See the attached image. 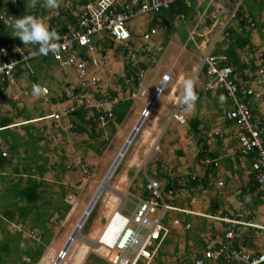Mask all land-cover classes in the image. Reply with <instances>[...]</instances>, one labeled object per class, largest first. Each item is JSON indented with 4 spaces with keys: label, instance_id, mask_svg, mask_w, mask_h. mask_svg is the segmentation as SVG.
<instances>
[{
    "label": "rangeland",
    "instance_id": "1",
    "mask_svg": "<svg viewBox=\"0 0 264 264\" xmlns=\"http://www.w3.org/2000/svg\"><path fill=\"white\" fill-rule=\"evenodd\" d=\"M62 1L64 0H60V3ZM217 1L219 0H210L208 3L210 7L209 12L207 5H204L205 10L198 12L196 9L191 17L184 22L180 24L174 23V29L169 36L165 34V29L156 27V38L152 42L154 43L153 47L156 53L157 51L161 53L159 55L157 53L158 59L151 60V63L142 59L149 66L143 80L142 90H144L145 94L143 96L139 95L134 100L131 111L128 113L123 124L117 126L116 134L113 136L109 146L104 149L102 155L87 148L88 142H93L98 146L96 141H90L87 135H79L71 130L72 122L69 115L64 116L60 122L41 119L59 113L62 108L65 109L67 103H62L58 99L62 97L63 90H68L69 85L77 83V75L75 73H65V69L63 70L58 64L57 66L41 65L38 66L39 68L33 67V74L25 71L21 74L20 78L15 79L9 85L3 96L0 97V118H12L14 122L11 125L12 129L19 133L21 141L25 142L24 147L20 149V153L13 161L20 171L25 160H29L27 158L35 159L38 156H43V159L47 160V168H49V171L44 176L50 184L46 198L50 197L52 201L58 198L60 191V182L62 180L59 181L58 179L60 173L59 164L61 162L66 166L67 172L71 173L72 177H74L69 182L72 183V185H69L72 192H67L65 202L75 207V213H73L69 222L66 221L65 226H63V223L68 215L60 221L58 214H53L47 226L54 232V237L51 245H48L45 249L44 255H46V261L44 264H50L51 260L57 256L56 253L59 254L66 245L85 208L120 152V146L122 147L139 118L144 115L143 110L146 109L155 89H157V86L161 82V75L164 73H167L165 77L168 81L164 84L161 94L157 93L158 97H156V101L150 104L152 105L150 108H147L149 112L146 114L144 120H142L141 127H139L138 132H136L131 144L121 158L119 165L108 181L107 187L102 188L100 196L78 231V236L74 237L75 240L69 247L66 257L61 264H76L75 255L81 247L88 249L83 259L84 262L88 254H95L101 257L99 255L101 252H97V248L89 246L86 240L96 243L98 233H100L106 225L107 220L119 209L125 199L126 203L121 210V214L128 218L132 216L144 192L145 181L147 183L148 179L158 180L164 198L176 205V207L186 210L191 209L205 214L209 212V208L214 203L213 201L216 200L220 205L219 211H226L232 217L241 212L243 213L242 218H246L247 213L251 211L254 213L251 219L252 223L264 225V205L250 210L245 204H242L239 199L240 188L246 185L248 181L246 179L241 181L239 174H228V168L225 166V160L228 159V154L231 155L233 153V149L230 145L231 142L228 147V139L231 137L225 135L228 124L223 119L224 101L221 102L219 98L212 94L208 96L204 90L207 77L201 71L203 54L212 52L217 42L223 39L222 36L231 15V12H228V8L222 9V12H219V14L215 12L216 5L214 2ZM224 2L230 3L232 0H220L218 4L224 6ZM43 3L44 0H37L33 11L39 15L36 17L38 22L47 28L51 16L55 15L57 9L49 10L42 6ZM231 4L233 5V3ZM243 7L245 12L253 9L258 14L259 19L254 20L257 26L251 29L256 50L254 52L245 50V53L241 57L246 60L253 58L255 64L258 66V71L263 72L264 36L261 38L258 33V23L259 27L264 26V0H247V4H244ZM42 11L48 12V14L42 16L40 15ZM214 15L217 18L215 17L214 19L212 17ZM208 20L213 22L209 24ZM215 20L218 21L216 27H214ZM11 21L6 20V24H9ZM233 25L237 28L239 23L234 22ZM130 26L137 33L135 43L139 44L141 33L149 28V25L147 26V17L136 18L130 23ZM16 41L20 49L26 50L31 45L23 44L20 39ZM165 42L167 43L166 47L163 44ZM135 58L137 59L138 57L136 56ZM137 61H140L139 58ZM125 62V58H115V60H111L109 69L102 73L101 84L99 85L104 93H108L110 89L121 92L118 78L123 75L122 66L124 69ZM149 63L154 65V67L149 65ZM32 66L28 69L32 70ZM34 78H37L41 86H45L49 92L39 99L32 97ZM187 81L192 82V91L194 89L201 90L202 96L194 101L191 109L188 108L187 103L185 104L187 111L185 115L182 114L183 120L181 122L176 119L175 115H178L176 111L179 108L178 104L180 100H184L185 102V82ZM259 90L261 88L258 86L257 92L261 94L260 100L264 102V95ZM173 93L176 94L175 98L172 97ZM126 95H128V92ZM219 95L221 96V94ZM53 99L58 100V104L52 102ZM222 99L225 100L224 98ZM105 108H108V106ZM20 112L29 114L30 118H32L33 123L31 122V125L37 130L36 136L42 137L41 141L27 142L28 137L22 126L27 125L29 122L25 121L24 115H19ZM213 114L218 117L216 122L218 120L223 121L220 124L217 123V125L212 122L200 121L199 129L203 131V136L208 139L212 150L217 149L219 141L221 143L224 142L223 148H220L219 169L215 176L210 175L208 188H204L202 185L196 188L188 187L190 178L196 177L198 180H201L206 173L205 167L196 162L198 147L190 121L195 118L209 120V118H205L213 116ZM103 127H105L103 128V136L105 138L109 135V129L106 125ZM217 132L224 133V138H217L215 136ZM235 141L233 136V144ZM4 148L6 147L4 146ZM157 162L160 163L161 171L169 173L172 179L175 178L177 185L180 187L173 195L163 191L166 180L155 177L158 173ZM68 166L70 167L68 168ZM5 173L9 177L11 176L10 169ZM13 176L14 180L19 179L18 175ZM220 182L222 185H220ZM74 187L77 189L74 190ZM112 199H115V203ZM12 202L13 199L10 196L2 198L1 208H5ZM46 208L51 209V206H46ZM169 214L171 218H169L168 224L171 229L170 238L172 241L164 248L165 255L162 258L167 264H174L178 261V258L188 259L190 255L187 253V247L185 248L186 231L184 229L185 224L181 220L184 218L183 215L177 212H169ZM192 216L194 217L190 221L191 228L189 229L190 240L187 241L188 246H196L193 238L197 232L203 233L204 239L208 242L213 241L214 239L209 234V227L213 224L219 231L221 229L220 223L222 222L214 219L205 220L203 217H195V215ZM176 217H181V225L170 222V219L172 221ZM130 227L135 229V225L133 224ZM242 229L241 227L239 230ZM29 230H32L30 223L21 226L16 223L3 221L0 225V240L3 239L4 232L15 234L17 231H21L23 238L32 243L33 240L27 235ZM249 230L253 233L255 242L260 246L264 245V230L254 228ZM35 231L39 237L38 229H35ZM50 248H53L55 252H50ZM175 249H178V251L175 252ZM195 250L197 252L199 250L198 247ZM44 255L40 262L43 261ZM83 261L81 264H83Z\"/></svg>",
    "mask_w": 264,
    "mask_h": 264
},
{
    "label": "trees",
    "instance_id": "2",
    "mask_svg": "<svg viewBox=\"0 0 264 264\" xmlns=\"http://www.w3.org/2000/svg\"><path fill=\"white\" fill-rule=\"evenodd\" d=\"M236 1L237 0H233L232 3H235ZM29 3L30 0H18V2L17 0H0V46L5 44L6 42H10L12 45H16V40L19 38L15 37L13 25L17 18H21L22 16L27 15L34 16L35 18L39 16L37 12L33 11V8L27 7ZM65 4L66 3L64 1L60 3L57 12L55 13V15L51 16L47 26V29L49 31H53L54 29H56L60 35L66 33L68 27L67 22H73L76 19V16H69L70 12L69 9L66 8ZM77 5V3H74L75 8L77 7ZM194 11V7L187 6L186 3L183 1H177L170 8L159 11L154 16V19L152 20L149 27L151 30L156 31L155 35L157 33L156 27H160L162 29H165V34L169 36L174 29V23L177 24V22L174 21L175 15L177 13H181L184 16V20H186L191 17ZM253 11L249 12V16L252 15V17L255 16L256 18V12ZM47 14L48 12L44 11L40 13V15L42 16H45ZM244 15L245 12L243 11V7L241 5L238 10L234 13L233 18L228 21L227 26L224 30V35L222 36L223 39L220 42H217L215 48L212 50L211 53L212 56L225 58V60L220 61V66L227 65L231 68L230 80H232L233 84H235L237 89H239V91L235 94V98H238L239 100H243L242 96H244L241 89L242 86H244L243 82L249 83L252 86L253 83H256L257 86L264 89V79H261L264 76H261L260 78L257 76L258 66L255 64L254 59L251 58L245 61L241 57L245 53V50H251V52H254V50H256L252 39V30L247 29L248 18ZM68 17L69 20H67ZM12 19L13 21H11ZM6 20H10L11 22L9 24H6ZM159 20L161 22H159ZM234 22L239 23V26L237 28L234 27ZM208 23L210 24L211 22L208 20ZM262 28H264V26H262ZM155 38L156 36H154L151 41L147 43V46L151 48L143 47V49H140L139 46H137L133 42V38L130 39V46L134 48L131 50L130 56L127 52H124V58L126 59V62L123 69V75L118 78V82L121 86V92H119L118 90L110 89L108 93H104L100 89V81L98 85H96L94 88H87V90L84 92V95L85 97H87L88 102L82 101L83 104L80 105L76 112L69 114L72 122L71 130L79 135H87L90 141H96L98 146H96L93 142H88L87 148L97 152V154L99 155H102L104 149L109 146L111 140L113 139V136L117 132V126H121L123 124L128 113L131 111L134 104V100L131 98V93L134 91V88L140 87L141 81L144 80L146 72L149 68L147 62L145 61L137 62L136 64H134L131 62V59L128 58H135V56H137L138 58L142 57L148 62L153 59H158L157 53L159 55V53L161 52L157 51L156 53L155 48L153 47L154 43L152 42V40L154 41ZM166 42L163 43L165 47L167 46ZM38 48L39 45L31 44L28 49V52L38 51ZM72 52H75L77 56L80 52L81 59L91 62L92 56L87 53V49L85 47H75L74 51L63 54L62 58L71 56ZM101 54L102 56H106L107 50H103ZM38 59H40L39 62H46L47 64L57 63L60 66L61 63L56 59L54 55L47 54L42 55L40 58L32 60L31 64L33 65L35 61H38ZM110 63L111 60L108 59L106 66L102 69V71L100 70L98 72V75L100 77H102V73L106 71L107 68H109ZM150 63L149 65L154 67V65ZM33 67L39 68L37 67V64H34L32 66V70L30 71L32 74ZM26 70L28 71L29 69L19 67L15 74L16 79L22 74V72ZM68 70L72 69L68 68ZM139 72H145V74H143V78L137 76ZM75 75L77 74L75 73ZM32 77H34V75H32ZM33 81L34 84L41 85V83L37 81V78H34ZM127 81H129V83ZM8 85L9 84H6L2 88H0V97L3 96L4 92L8 88ZM80 87V79L77 75V83L75 85H69V90H67L68 92L66 90H63L62 97L58 100L62 103H66L73 100L74 104H76L77 101L73 99V97L76 94H80ZM141 88L143 89V82ZM127 92L128 95H126ZM193 93L196 96V100L197 95H202L200 92L198 93L195 89L193 90ZM245 95L250 96L248 94ZM230 99L232 98L230 97ZM58 100L53 99L52 102L58 104ZM244 103L251 107V104L249 103V97L244 98ZM106 106H109L112 117L110 118V120L107 119L106 126H108L109 135L108 137L104 138L103 128L105 127L100 126L99 119L100 117H105V114H108L105 108ZM251 111L253 113L252 109ZM19 115H24L25 121L32 120L29 114H26L24 112H20ZM199 122L200 121L198 120V118H195L194 120L190 121L191 129L193 131L194 136L196 137V143L198 147L196 162L205 167L206 173L204 175V178L201 180H198L196 177L190 178L187 186L196 188L202 185L204 188H208L209 177H211L210 175L215 176L219 169V159L221 152L220 148L222 147V143L221 141H219L217 149L212 150L210 148L208 139L203 136V131L199 129ZM228 123L233 124L230 120H228ZM13 124V119L10 117L0 118V225L3 221L16 223L17 225L21 226L30 223V227L32 228L31 231L35 232V229H38L39 237L37 236V239L31 238L33 241L32 243H30L23 238V233L21 231H17L15 234L4 232V237L2 240H0V264H38L41 258L43 257L46 247L50 244L54 236V232L52 231V229L47 226L51 217L53 216V214L57 213L58 219L61 221L65 219V217L71 210V205L65 202V198L70 187L61 184L59 188L60 191L58 194V198L53 201L50 199V197L46 198V193L50 189V184L45 181L44 176L49 171V168H47L48 162L45 158L43 159V156H38L35 159L27 158L29 160H25V163L22 166V170L20 171L18 166L15 165L13 161L19 154L20 149L24 147L25 142L23 143L21 141V136L19 135V133L15 132L14 129H12L11 125ZM22 128L27 134V142L42 140L41 136H36L37 130L30 123L25 126H22ZM216 136L217 138H220V134H217ZM222 137L224 138V134ZM4 146L6 148H4ZM3 153H5L8 157H3ZM239 156L243 157L240 152ZM236 157L237 160H239L238 156ZM206 159H210L211 162L209 164H203ZM245 159H247L248 161L247 164L249 171L251 170L250 173L248 172L250 179L248 180L246 185L241 186L239 199L242 204H245L250 210H252L256 206L264 203V195L262 192L259 191V185L254 180L255 171L252 167L254 163V157L249 155ZM228 162H230L231 165L228 164ZM157 164L158 173L155 177L157 179L166 180V185L163 191L167 194H173L177 189L180 188L177 185L176 179H172L169 173L162 172L160 169V163L157 162ZM232 164V160H225L226 168L230 169L233 174H236L238 169L236 170ZM59 167L60 174L58 180L61 181L60 176L65 175L67 173V169L62 162L59 164ZM8 169L11 170L10 177L8 176V174L5 173ZM240 171L239 175H242V171ZM13 175H18L19 179L14 180ZM240 179L242 181L245 178L244 176H242V178ZM255 192L256 195L251 201L253 203L249 204L246 201L245 197L250 196ZM149 194L150 193L146 188L145 181V189L142 195L143 197L148 198ZM6 196H10L13 199V202L2 209L1 199ZM166 202L176 207V205L170 203L169 200H166ZM213 202L214 203H212L210 211L214 214L218 212L220 205L217 203L216 200H214ZM49 205L51 206V210L46 208V206ZM222 213L225 214L226 217H230L228 216V212L225 211ZM181 215H183L184 217L181 220L185 225L190 223L192 219L191 215ZM251 217H253V214L248 215V220L245 221H249ZM180 218L181 217H178L177 219H179L180 221ZM231 218L241 220V218L239 217ZM224 226L225 230L221 233L222 238H224L223 241H225L226 233L229 231V229L232 228L230 224H224ZM239 229H241V226H238L235 229L234 239L232 241L228 240V242H231L232 245L236 248L241 249L243 246L246 247V245L249 244L250 240L251 242H253V240L251 239V237L240 235L239 233L241 230ZM211 231L212 238H215V226L213 224H211ZM189 235L190 230H186L185 248L187 247V253L188 255H190V258H178V261L174 264H191L194 258H199L201 256V249L206 248V243H204L203 239L199 236H194L193 238L196 246H188L187 241L190 240ZM241 238L244 239L242 243L239 242ZM171 241L172 239L170 237L165 240L158 253L159 259H161L165 255L164 248L169 245ZM196 247L200 249L197 252V249L195 250ZM177 251L178 249H175V252ZM25 257L29 258L31 262H25L23 260ZM90 262L91 264H109L101 257L96 256L95 254H89L84 264H89ZM159 264L167 263L159 260Z\"/></svg>",
    "mask_w": 264,
    "mask_h": 264
},
{
    "label": "built area",
    "instance_id": "3",
    "mask_svg": "<svg viewBox=\"0 0 264 264\" xmlns=\"http://www.w3.org/2000/svg\"><path fill=\"white\" fill-rule=\"evenodd\" d=\"M177 1L187 3L189 0H71L66 8L69 9V16H76V19L73 22H67V31L62 35L56 29L53 30L59 37L58 40L54 41L58 45V51L48 53L54 55L61 62L62 68L72 69L80 79L81 92L73 97L77 102L76 104L73 100L67 102L63 113L67 115L76 112L83 104L82 101L88 102L84 92L87 88L95 87L99 82L98 72L108 62L104 56L99 54V48H102V44L105 42L103 34L107 33L114 42V50L119 48L117 51L120 54L129 48L127 45L131 39L127 29L129 18L148 15L162 8L168 9ZM74 3L78 4L76 8ZM180 18L182 16H177V19ZM99 34L100 40H98ZM75 47H85L87 53L92 56L91 62L81 59L80 52L78 56L72 52L71 56L62 58L63 54L74 51ZM28 49H20L18 45H12L10 42L0 46V88L15 81V74L19 67L30 68L31 61L42 56L34 54L38 51L28 52ZM129 50L131 49L129 48ZM221 60H225V58L215 57L211 53H207L203 58L206 73L213 83L219 88H224L229 98L231 97L233 100V108L227 110L225 115L227 120L234 122L238 128L237 138L241 154L244 157L251 155L255 158L252 165L255 171L254 180L259 185V191L264 195V120L256 119L246 104L235 98L239 89L230 80L231 68L227 65H219ZM262 74L261 71L258 76ZM137 75L142 77V74ZM243 83L244 86L241 88L243 95H253V86L246 82ZM208 87H212V84L210 83ZM184 111L185 107L181 105L176 111L178 115L176 114L175 117L181 122ZM108 116L111 117V114L109 113ZM52 117L55 120L60 119L59 114ZM101 120L104 122L105 118L101 117ZM3 156L6 157V154L3 153ZM204 163H210V159H206ZM146 188L150 193L149 197L139 200L131 217L121 215L118 209L110 216L107 224L100 232L98 238L100 255L107 263L156 264L158 253L170 235V229L164 223L168 213L176 211L189 215H200L194 211L175 208L167 204L158 180L148 179ZM201 216L204 215L201 214ZM205 217L231 224L232 228L226 233L225 241L209 243L201 252V257L194 258L191 264H264V251L261 253L249 252L236 248L231 242H228V240L234 239L237 225L258 226L248 222L236 221L226 216L219 217L216 214ZM114 222L122 227V231L114 241L108 242L105 238L110 237L108 230ZM131 224L135 225V229L130 227ZM174 224L181 225V222L179 219H175ZM190 228V223L184 225L185 230ZM27 235L32 239H37L33 231H28ZM65 257L66 252L62 250L51 260L50 264H61ZM23 260L27 263L31 262L26 257Z\"/></svg>",
    "mask_w": 264,
    "mask_h": 264
},
{
    "label": "clouds",
    "instance_id": "4",
    "mask_svg": "<svg viewBox=\"0 0 264 264\" xmlns=\"http://www.w3.org/2000/svg\"><path fill=\"white\" fill-rule=\"evenodd\" d=\"M233 1V0H232ZM64 2L66 3L65 5H67L68 3H70L71 2V0H64ZM36 3H37V0H30V3L27 5V7H29V8H34L35 6H36ZM232 3V2H231ZM240 3H242V0H237L236 2H235V4L233 3V5L232 4H230L231 6H232V8H231V10H230V12H231V15H230V17H229V19L228 20H231L232 18H233V16H234V13L238 10V8L243 4H247V0H243V3L242 4H240ZM243 5H242V7H243ZM43 7H45V8H47V9H49V10H56V9H58L59 8V6H60V0H44V3H43V5H42ZM227 6H228V3H227ZM164 8H162V9H160L159 11H161V10H163ZM159 11H156V12H154V13H151V14H148V15H145V16H143V15H138V16H136V17H133V18H129L128 20H127V29H128V31H129V33H130V35H131V38H133V42L135 43V41H136V38H135V36L137 35V33L136 32H134V29L130 26V23L132 22V21H134L136 18H138V17H147V26L149 25L150 26V24H151V22H152V20L154 19V16L159 12ZM243 11L245 12V10H244V7H243ZM250 11H253V10H250ZM249 11V12H250ZM249 12H245V15L244 16H246L247 18H248V23H247V29H252L253 27H255L256 26V23H255V19H253V17L252 16H249L250 15V13ZM254 12V11H253ZM257 14V13H256ZM182 16V18H180V19H177V16ZM174 21L175 22H177V24H180V23H182V22H184L185 20H184V16L181 14V13H177L176 15H175V18H174ZM159 22H161L160 20H159ZM217 23H218V21H216V23H214L215 25H214V27L217 25ZM239 26V25H238ZM13 27H14V34H15V37H18L21 41H22V43L23 44H35V45H39V48H38V52L37 53H34V54H39V55H47L49 52H53V53H56L57 51H58V45L54 42V41H56V40H58V35H57V33L55 32V31H49L43 24H41L40 22H38V20L34 17V16H31V15H27V16H22L21 18H17L16 20H15V22H14V25H13ZM155 30H151L150 29V27L145 31V32H143V33H141V35H140V38L139 39H141L140 40V42H139V44H136L137 46H139V48L140 49H143V47H149V46H147V43L148 42H150L151 41V39L154 37V36H156L155 35ZM146 36H147V38H146ZM100 38V34H99V36H98V40H100L99 39ZM103 38L105 39V42L102 44L103 45V47L101 48H99V54H100V56H102V51L103 50H107V55L106 56H104V57H106V59L108 60H115V58H124V52H127L128 53V55L130 56V53H131V50L134 48V47H132V46H130V40L127 42V45L129 46V48L131 49V50H129V48H127V50L125 51H123V52H121L120 54L118 53V51L117 50H119V48L118 49H116V50H114V42L111 40V38L107 35V33L106 34H103ZM17 45V44H16ZM136 46V47H137ZM149 48H151V47H149ZM130 51V52H129ZM111 53V54H110ZM210 53H212V52H210ZM207 54V52L205 53V54H203V58H204V56ZM136 57V56H135ZM128 59H131V62L132 63H134V64H136L137 62H143L144 60H142L143 58L142 57H139V60L140 61H137V59L136 58H128ZM32 65V64H31ZM61 67V66H60ZM62 68V67H61ZM25 69H28V68H25ZM63 69H65V70H68V69H66V68H63ZM109 68H107L106 70H108ZM262 69L264 70V68L262 67ZM27 71V70H26ZM29 72L31 71L30 69L28 70ZM73 71V70H72ZM102 71V70H101ZM122 71H123V67H122ZM201 71L203 72V74H204V76L205 77H207V80H206V83H205V85H204V90H205V92H206V94L209 96V95H211V94H214V93H218V94H221L222 96H223V98L225 99L226 98V96H227V98H228V101L230 102V103H228V109L227 108H223V119L228 123V120H227V118H226V115H225V113H226V111L227 110H230V109H232L233 108V106H232V104H233V100L232 99H230L229 98V96L227 95V92L225 91V89L224 88H219V87H217L214 83H213V81H212V79L211 78H209L208 77V75H207V73H206V68H205V65H204V62H203V65H202V69H201ZM31 73V72H30ZM73 73H74V71H73ZM258 73H259V71L257 72V76H258ZM263 73H264V71H263ZM138 74H142V77L141 78H143V74H145V72L144 73H142V72H139ZM166 74L167 73H164L162 76H161V82L159 83V85L157 86V89H155V92H154V94H157V93H160L161 94V92H162V88H163V86H164V84L168 81V79H166ZM171 74V73H170ZM138 76V75H137ZM261 76H264L263 74L261 75ZM261 76H258L259 78L261 77ZM139 77V76H138ZM261 79H264V77L263 78H261ZM101 81V77L99 76V82ZM98 82V83H99ZM142 82L143 81H141V85H140V87H137V88H134V91L131 93V98L133 99V100H135L136 98H138V96L139 95H141V96H143L145 93H144V90H142ZM259 82H261V81H259ZM98 83H97V85H98ZM129 83V82H128ZM212 84V87H208V85L209 84ZM10 85V84H9ZM9 85H8V87H9ZM45 86H41V85H39V84H33V86H32V97L34 98V99H39L41 96H43V95H46V94H48L47 93V89L46 88H44ZM185 87H186V96H185V102H184V100H180V102H179V106L181 105V106H183V107H185V104L187 103V105H188V108L189 109H191L192 108V105H193V103H194V101L196 100V96H195V94L193 93V91H192V82L191 81H187V82H185ZM90 88H94V87H90ZM89 89V88H88ZM253 89H254V94L253 95H250V96H242V98H243V100H239V101H243V103H244V98H246V97H249V99H253V98H257V99H260L262 96H261V94L260 93H258L257 92V90H258V86L256 85V83H253ZM69 90V89H68ZM197 90V89H196ZM67 91V90H66ZM201 90H197V92L199 93ZM219 91V92H218ZM208 92H209V94H208ZM213 92V93H212ZM201 94H202V92H200ZM130 94V93H129ZM153 94V95H154ZM263 95H264V89H263V93H262ZM202 96V95H201ZM201 96H198L197 95V100H198V98H200ZM153 97V96H152ZM158 97V96H157ZM155 100L153 99L152 100V98H151V100L148 102V104H147V106H146V109L145 110H143L144 112V115L142 116L143 117V120H144V118H145V116H146V114L149 112V110H147V108L150 106V104L152 103V102H155L156 101V95H155ZM184 102V103H183ZM67 103V102H66ZM244 104H246V103H244ZM246 106L251 110L252 108L251 107H249L247 104H246ZM106 111H107V113L108 114H105L106 116L104 117L105 118V120H104V122L101 120V117H100V119H99V121H100V125H101V127H103V126H105L106 125V123H107V119H109L110 120V118L112 117V114L110 113V108H109V106H108V108H106ZM186 111H187V109H186V107H185V111L184 112H182V114L183 115H185L186 114ZM64 108H62V110L59 112V113H55V114H59L60 115V119L59 120H55L54 119V117H52L53 115H55V114H52L51 116H48V117H45V118H41L42 120H52V121H55V122H60L62 119H63V117L64 116H68L69 114H67V115H65L64 113ZM252 112V111H251ZM109 113L111 114V117H109L108 115H109ZM253 115H254V113H252ZM254 117H255V115H254ZM256 118V117H255ZM256 119H262V120H264V117H262V118H256ZM35 121V120H34ZM37 121H39V120H37ZM30 124H31V122H32V120L31 121H28ZM28 123V124H29ZM33 123V122H32ZM233 123V125L235 126V128L236 129H238L237 128V126L235 125V123L234 122H232ZM137 124V123H136ZM136 126V125H135ZM134 126V127H135ZM133 127V128H134ZM133 130V129H132ZM132 132V131H131ZM217 134H220V137L221 138H223L222 136H223V134L224 133H222V132H217L216 134H215V136L217 135ZM130 135V134H129ZM237 135H238V130L236 131V140H237V144H238V138H237ZM129 137V136H128ZM128 139V138H127ZM127 139L124 141V143L127 141ZM124 143H123V145H124ZM122 145V146H123ZM122 147H120V149H121ZM238 148H239V145H238ZM239 152H240V148H239V150H238ZM241 153V152H240ZM119 154V153H118ZM243 156V155H242ZM4 157V156H3ZM6 157H8L7 155H6ZM248 157V156H247ZM247 157H244L243 156V158H247ZM116 159V158H115ZM255 159V158H254ZM254 159H253V162H254ZM114 162V161H113ZM210 162H211V160H210ZM205 164H209V163H205ZM70 166H68V168H69ZM108 172V171H107ZM0 176H1V173H0ZM221 183V182H220ZM101 184V183H100ZM147 184V183H146ZM222 185V184H221ZM100 186V185H99ZM99 188V187H98ZM75 189H77L76 187H74V190ZM259 189V188H258ZM68 192L70 193V192H72V190L69 188V190H68ZM162 192V191H161ZM174 194V193H173ZM163 195V194H162ZM94 196V195H93ZM73 197V196H72ZM164 197V196H163ZM141 199V198H140ZM139 199V200H140ZM165 199V198H164ZM264 199V198H263ZM166 201V200H165ZM125 203H126V199L123 201V203L121 204V206L119 207V213L121 214V210H122V208H123V206L125 205ZM167 203V202H166ZM168 204V203H167ZM170 205V204H169ZM172 206V205H171ZM172 207H174V206H172ZM175 208H180V207H175ZM180 209H183V208H180ZM189 210V209H188ZM189 211H193V210H189ZM171 212H176V211H171ZM177 213H179L180 214V212H177ZM181 214H184V213H181ZM122 215V214H121ZM133 215V214H132ZM204 216H201V214L200 215H195V217H203V218H205V219H209V218H207V217H205L206 215H209V214H203ZM214 215V214H213ZM192 216V215H191ZM131 217V216H130ZM219 217H222V216H219ZM224 217V216H223ZM169 218H170V214L168 213V217H167V220L165 221V222H167L166 223V225L169 227ZM230 219H233V218H231V217H229ZM175 219H177V218H174L172 221H171V219H170V222H173L174 223V220ZM233 220H236V221H242V222H248V223H251V224H253V225H255V226H258V227H245V226H243V225H237V227L238 226H241L243 229H252V228H254V229H261V230H264V225H258V224H255V223H252V222H250V221H245V220H237V219H233ZM86 221V220H85ZM108 221V220H107ZM223 223V222H222ZM77 224H78V222H77ZM76 224V225H77ZM106 224H107V222H106ZM226 224V223H225ZM231 225V224H230ZM76 227V226H75ZM105 227V226H104ZM103 227V228H104ZM236 227V228H237ZM235 228V229H236ZM75 229V228H74ZM73 229V230H74ZM169 229H170V227H169ZM103 230V229H102ZM101 230V231H102ZM29 231H31V230H29ZM100 231V232H101ZM186 231V230H185ZM34 232V231H33ZM73 232V231H72ZM35 234H36V231L34 232ZM80 233V232H79ZM99 234L100 233H98V236H97V241H96V247L95 248H97V250H100V247L98 246V238H99ZM71 235V234H70ZM170 235H171V229H170ZM170 235H169V237H170ZM36 237H37V234H36ZM70 237V236H69ZM168 237V238H169ZM73 243V242H72ZM242 249V248H241ZM63 250V249H62ZM96 250V251H97ZM101 251V250H100ZM68 252V251H67ZM66 252V253H67ZM98 252V251H97ZM263 252V251H262ZM259 253H261V252H259ZM58 254V253H57ZM56 254V255H57ZM100 255V254H99ZM102 258V257H101ZM103 259V258H102ZM104 260V259H103ZM40 263V262H39ZM38 263V264H39ZM51 263V262H50Z\"/></svg>",
    "mask_w": 264,
    "mask_h": 264
},
{
    "label": "crops",
    "instance_id": "5",
    "mask_svg": "<svg viewBox=\"0 0 264 264\" xmlns=\"http://www.w3.org/2000/svg\"><path fill=\"white\" fill-rule=\"evenodd\" d=\"M211 1H213V0H211ZM220 1V0H219ZM219 1H217V2H214V4L216 5V8H215V12H218V14H219V12H222L221 10L222 9H226V8H228V12H230V10H231V8H232V6L230 5L231 4V2L229 3L228 2V6H227V2H224V6L223 5H219L218 3H219ZM230 1V0H229ZM210 2V0H189L187 3H186V5L187 6H191V7H194V10L196 11V9L198 10V12H201V10H205V6L204 5H207V7H208V12L210 11V7L208 6L209 3ZM212 4H213V2H212ZM211 3H210V5H212ZM246 6V5H245ZM220 10V11H219ZM194 11V12H195ZM252 16V15H251ZM214 19H215V15L214 16H212ZM217 18V17H216ZM253 18H255V16H253ZM259 19V16H258V14H256V18H255V20H258ZM210 21V20H209ZM216 21V20H215ZM211 22V21H210ZM213 22V21H212ZM211 22V23H212ZM258 30H259V35H260V37L261 38H263L262 36H264V34H262L263 32H264V28H262V27H259V23H258ZM254 41V40H253ZM255 42V41H254ZM253 42V43H254ZM255 44V43H254ZM247 49V48H246ZM245 61H247L246 59H244ZM34 64H37V67L38 66H41V65H44V66H52V65H55V66H57V63H50V64H47L46 62H38V61H35L34 62ZM33 64V65H34ZM248 68V67H247ZM264 68V67H263ZM64 70V69H63ZM25 72V71H24ZM24 72H22V74L24 73ZM64 72L65 73H67V72H73L72 70H67V71H65L64 70ZM21 76V75H20ZM20 76L18 77V78H20ZM64 77H65V75H64ZM68 77H69V75H68ZM67 77V78H68ZM65 81H66V79H65ZM43 85V84H42ZM66 90V89H65ZM219 92V91H218ZM259 92H261V93H263V89L261 88V90H259ZM213 93V92H212ZM175 93H173V96L172 97H174L175 98ZM213 96H216L217 98H219L220 99V101L221 102H223L224 101V106H225V108H227L228 109V103H230L229 101H228V98H227V96H226V98H225V100H223L222 98H223V96L221 95H219L218 93H214V94H212ZM210 96V95H209ZM249 103L251 104V108H252V110H253V113H254V115H255V117L257 118H262V117H264V102L263 101H261L260 99H257V98H253V99H249ZM232 106H233V104H232ZM215 114H213V116H208L207 118H205V119H208L209 118V120H202V119H200V118H198V120L199 121H207V122H212V123H214L215 125H217V123H221L223 120H221V121H217L216 122V120L218 119V117L217 116H214ZM227 123V122H226ZM218 124V125H219ZM228 124V128H227V130H226V135H227V137H228V135L231 137V138H229L228 139V147H229V144H230V142H231V148L233 149V153L230 155V154H228V159H230V160H232V162H233V166H234V168L237 170H241L240 172H241V174L242 175H239L240 176V178H242V176H244V178L248 181L249 179H250V177H249V173L251 172V170L249 171V169H248V164H247V159H245V158H243V157H240L239 156V152H238V150H239V148H238V144H237V140H236V131H237V129L235 128V126L233 125V124H229V123H227ZM16 125V124H15ZM16 127V126H15ZM234 136V139L236 140L235 142H234V144H233V142H232V137ZM227 137H225V138H227ZM28 140V139H27ZM224 141V140H223ZM236 145V146H235ZM223 146H224V142L222 143V148H223ZM221 148V149H222ZM223 151V150H222ZM20 153V152H19ZM234 153H235V155H234ZM18 156V155H17ZM236 156H238V159L239 160H237V157ZM228 164H230V162H228ZM231 165V164H230ZM241 168V169H240ZM237 170V172H236V174H239V171ZM249 172V173H248ZM60 174V173H59ZM228 174H233L232 173V171H230V169H228ZM60 178H61V182H60V184H62V185H65V186H69V185H72V183H69V182H71L72 181V178H74V177H72V175H71V173H66L65 175H62V176H60ZM245 180V181H246ZM45 181H46V179H45ZM247 183V182H246ZM76 190V189H75ZM74 193H76L75 191H74ZM171 195H173V194H171ZM255 195H256V192L255 193H253V194H251L250 196H246L245 198H246V201L249 203V204H252L253 202H251L252 200H253V198L255 197ZM142 198H145V197H143V195L141 196V199ZM264 200V199H263ZM68 204V203H67ZM260 205H264V203L263 204H260ZM260 205H258V206H260ZM247 208H248V206H246ZM257 207V206H256ZM49 209V208H48ZM249 209V208H248ZM51 210V209H50ZM194 212H196V213H198V214H201L200 212H197V211H195V210H193ZM222 212H225V211H222V210H218V212H216V213H214V214H216V215H220V216H225V214H223ZM73 213H75V207L74 206H72L71 205V210H70V212L67 214L68 216L66 217V220H65V222L63 223V226H65L66 225V221H70V218H71V216L73 215ZM57 214V213H56ZM205 214H209V215H213V213H211V211H210V208H209V212H207V213H205ZM251 214H253V216H254V213H252L251 211L250 212H248L247 213V217H248V215H251ZM228 216H230V217H232V215H230V214H228ZM194 216H192L191 218H193ZM241 218V220H248L247 219V217L246 218H242L243 217V213H238V214H236V216L234 217V218ZM52 218V217H51ZM171 218V217H170ZM177 218V217H176ZM196 219V218H195ZM252 217L249 219V221L250 222H252ZM224 224L225 223H220V225H221V229L218 231L216 228H215V232H214V234H215V238H213L214 240L213 241H211V242H208L207 240H205L204 239V234L203 233H200V232H197V234H195L194 236H199V237H201L202 239H203V241H204V243H206V245H208L209 243H212V242H217V241H221V240H223L224 238H222V236H221V233H222V231H224L225 230V226H224ZM191 225V224H190ZM209 234H210V236L212 237V231H211V226L209 227ZM229 231H230V229H229ZM240 235H245V236H248V237H251V239L253 240V242H251V240H250V242H249V244L248 245H246V247L245 246H243L242 247V249H244V250H246V251H249V252H254V253H259V252H262V251H264V245L262 244V246H260L259 244H257L256 242H255V240H254V236H253V233L251 232V230H248V229H242L241 231H240ZM226 236V235H225ZM54 237V236H53ZM52 240H53V238H52ZM52 240H51V242H52ZM243 238H241L240 239V243H242L243 242ZM51 242H50V244L49 245H51ZM258 246H257V245ZM58 246V245H57ZM207 247V246H206ZM205 248H202L201 249V251H200V255H201V252L204 250ZM200 250V249H199ZM53 251H54V249L53 248H50V252H52L53 253ZM98 252H101L100 250H97ZM55 252V251H54ZM57 254V253H56ZM44 255V254H43ZM89 255V254H88ZM201 257V256H200ZM85 260H86V258H85ZM159 260L160 261H162V262H165L164 260H163V258H161V259H159V254H158V257H157V260H156V264H159ZM45 261H46V255H44V258H43V261H41L39 264H44L45 263ZM166 263V262H165ZM83 264H84V261H83Z\"/></svg>",
    "mask_w": 264,
    "mask_h": 264
},
{
    "label": "bare ground",
    "instance_id": "6",
    "mask_svg": "<svg viewBox=\"0 0 264 264\" xmlns=\"http://www.w3.org/2000/svg\"><path fill=\"white\" fill-rule=\"evenodd\" d=\"M156 97H157V94H156ZM154 100H155V98H154ZM151 106H152V105H150L149 108H150ZM142 122H143V121L141 120V122H140L141 125H142ZM139 125H140V124H139ZM139 125H138V127H139ZM140 127H141V126H140ZM136 132H138V128L134 131V133H133L134 136H135ZM133 135L131 136V138L129 139L128 143L126 144V147H125L124 151L121 153L120 157L118 158V160L116 161V163L114 164V166L112 167V169L110 170V172H109V174H108V176H107V179L105 180V182L103 183L102 187H101L100 190H99V193L97 194V192H96L97 196H96V194H95L96 198L94 199L93 203L91 204V206H90L89 210L87 211V214L85 215L84 219L81 221V225L84 224V221H85L86 218L89 216V214H90V212H91V210H92V208H93L95 202L97 201L98 197H99L100 194H101V190H102V188H106V187H107L108 181L110 180V178H111V176L113 175L115 169H116L117 166L119 165L120 160H121V158L124 156V153L126 152L128 146L131 144L132 139H133V137H134ZM97 191H98V190H97ZM112 200H114V203H115V199H112ZM113 205H114V204H113ZM81 227H82V226H81ZM81 227H78V228H77L74 237H75V236H76V237L78 236V231L81 229ZM121 231H122V227H120L119 224H117L116 222L112 223V225L109 227V230H108V232L110 233V237L105 238V240H107L108 242L114 241V240L120 235ZM87 250H88V249H86L85 247H81V248H79L77 254L75 255V262H76V264H81V262L83 261L85 255H86ZM76 251H77V250H76Z\"/></svg>",
    "mask_w": 264,
    "mask_h": 264
},
{
    "label": "water",
    "instance_id": "7",
    "mask_svg": "<svg viewBox=\"0 0 264 264\" xmlns=\"http://www.w3.org/2000/svg\"><path fill=\"white\" fill-rule=\"evenodd\" d=\"M155 95H156V94L153 95L152 100L154 99ZM141 120H143V117H142V116L139 118V120H138L136 126L133 128L132 132L130 133V135H129L127 141H126V142L124 143V145L122 146V148H121L119 154L117 155L116 159L114 160V162L112 163V165H111V167L109 168L108 172L106 173L105 177L103 178V180H102V182H101L99 188L97 189L98 191H96L97 194L99 193L100 188L102 187L103 183H104L105 180L107 179V176H108L110 170L112 169V167L114 166V164L116 163V161L118 160V158L120 157L121 153L124 151V149H125V147H126V144L128 143L129 139H130L131 136L133 135L134 131H135L137 128L139 129V127L141 126V123H140ZM139 124H140V125H139ZM138 125H139V127H138ZM133 136H134V135H133ZM96 192H95V194H96ZM95 194H94V196L91 198V200H90V202L88 203L87 207L85 208V210H84V212H83L81 218H80L79 221H78V224L76 225L75 229L73 230V232L71 233L70 237L68 238V240H67V242H66V245L63 247V251H64V252H67V251H68V249H69V247L71 246L72 242L75 240V239H74L75 232H76V230H77L78 227H81V226H82V225H81V221L84 219L85 215L87 214V211L89 210L91 204L93 203L94 199L96 198L97 194H96V196H95ZM79 234H80V233H79ZM86 242H87V244H88L89 246H91V247H93V248H95V247L97 246L95 243L90 242V240H86Z\"/></svg>",
    "mask_w": 264,
    "mask_h": 264
}]
</instances>
